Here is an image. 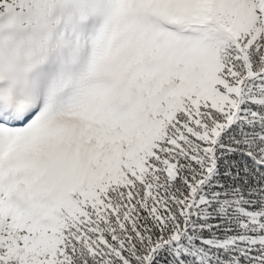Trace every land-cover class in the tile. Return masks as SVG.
<instances>
[{"label":"snow or ice","instance_id":"obj_1","mask_svg":"<svg viewBox=\"0 0 264 264\" xmlns=\"http://www.w3.org/2000/svg\"><path fill=\"white\" fill-rule=\"evenodd\" d=\"M0 264H264V0H0Z\"/></svg>","mask_w":264,"mask_h":264}]
</instances>
